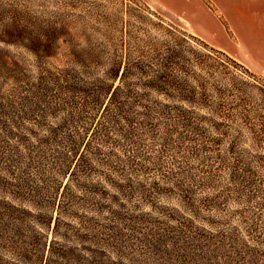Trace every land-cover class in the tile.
Wrapping results in <instances>:
<instances>
[{
  "label": "rangeland",
  "instance_id": "1",
  "mask_svg": "<svg viewBox=\"0 0 264 264\" xmlns=\"http://www.w3.org/2000/svg\"><path fill=\"white\" fill-rule=\"evenodd\" d=\"M255 5L253 0H0V10L9 14L12 9L21 24L55 26L58 44L55 55L40 58L19 43L0 41V264H27L18 261L17 253L20 245L28 247L32 226L50 239L66 179L54 165L64 149V141L58 140L79 137L88 120L74 116L63 122L64 111L52 102L48 74L66 64V42H77L76 47L87 43L107 58L123 40L133 59L138 52L150 54L163 29L172 28L177 34L183 31L217 70L225 66L254 83L253 90L264 92V40L253 37L255 30L228 26L231 10ZM6 20L0 15V26ZM87 71L79 75L83 83L94 75ZM207 112L209 119L184 126L162 117L158 108L143 118L133 111L132 122L121 123L125 132L110 129L107 140L93 138L91 147L108 154L119 169L112 173L103 167L114 180L100 186V193L109 197L87 196L85 203L75 197L66 214H60L56 238L62 233L66 238L55 246L68 259L53 256L51 264H264V171L255 169L256 185H228L225 172L218 169L223 140L215 138L212 120L235 124L238 119ZM96 167L79 175V183L98 189ZM18 181L29 189L24 191L28 199L19 203L9 194L18 189ZM72 193L81 196L79 187L72 186ZM111 195L115 197L109 202ZM51 202L48 224H41L38 220L47 219L44 210ZM102 243L104 254L96 246Z\"/></svg>",
  "mask_w": 264,
  "mask_h": 264
},
{
  "label": "trees",
  "instance_id": "2",
  "mask_svg": "<svg viewBox=\"0 0 264 264\" xmlns=\"http://www.w3.org/2000/svg\"><path fill=\"white\" fill-rule=\"evenodd\" d=\"M0 12L2 17H8L0 26V41L19 43L35 57L46 58L55 55L54 47L58 45L55 42V26H28L17 21V14L12 9L9 14H5L4 10ZM66 30L64 28L65 32ZM163 30L164 33L158 36L157 44L151 48L150 54L138 52L133 59L129 58L123 40L116 44V52L107 58L96 54L93 47L87 43L76 47L77 42H66V51L63 53L66 64L56 69L53 73L55 75L48 74L54 86L52 102L64 111L63 122L73 121L74 116L78 119L88 117V120L82 128V135L58 140L64 141V149L56 154L57 161L55 159L54 165L57 173L61 177L66 176V179L61 184L52 235L47 241L46 232L32 226L28 247H19L18 261L27 264H51L53 256L68 259L65 250L55 246L59 240L66 238L64 233L60 234V239L56 238V227L61 221L60 214H66L75 197L80 199L81 203L86 202L87 196L109 197L104 195V192L100 193V186L102 182L113 185L114 180L105 176L103 167L112 173L119 169L118 164L110 161L108 154L102 155L99 147L92 148L91 141L93 138L107 140V132L110 129L119 133L125 132L121 123L130 124V113L133 111L143 118L149 109L158 108L162 117L184 126L192 125L193 119H209L207 111L214 117L230 121L237 118L238 122L235 124L212 120L215 122L213 127L218 132L215 138L223 140V156L220 155L218 169L225 172L228 185L242 189L256 185L253 178L255 169L264 171V92L253 90L254 83L248 82L225 66L217 70L215 64L207 62L204 53H200L188 42L183 31L177 34L172 28ZM189 36L194 38L192 34ZM200 44L207 46L205 42ZM219 52L225 55L234 67L252 75L249 69L235 58ZM96 66L101 68H92ZM86 71L87 74L91 71L94 75L83 83L79 75H84ZM217 81L220 86L215 84ZM198 108L206 110L198 112ZM167 109H171L172 113L168 114ZM95 167L100 179L97 180L98 189L79 183V175H88ZM101 173L104 175H100ZM16 185L18 189L10 190L9 194L18 198V203L27 200L28 198L24 197L29 189L22 188L23 184L19 181ZM72 186L79 187L81 196L72 193ZM114 197L111 195L109 202L114 200ZM51 207L52 202L44 210L47 211V219L38 220L41 224H48ZM20 208L30 213L28 208ZM104 245L106 244H96L102 254L105 251Z\"/></svg>",
  "mask_w": 264,
  "mask_h": 264
},
{
  "label": "crops",
  "instance_id": "3",
  "mask_svg": "<svg viewBox=\"0 0 264 264\" xmlns=\"http://www.w3.org/2000/svg\"><path fill=\"white\" fill-rule=\"evenodd\" d=\"M256 2L255 6L249 7H239L231 10L230 19L232 23L228 20L231 28L236 29H251L253 31L252 35L254 38L259 40H264V0H253ZM177 17L184 19L186 22L190 23L188 19L177 15ZM190 28H201L200 26H195L192 24H187ZM264 67V63L261 64Z\"/></svg>",
  "mask_w": 264,
  "mask_h": 264
}]
</instances>
